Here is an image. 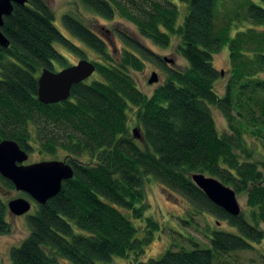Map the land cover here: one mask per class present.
<instances>
[{
  "label": "trees",
  "instance_id": "obj_1",
  "mask_svg": "<svg viewBox=\"0 0 264 264\" xmlns=\"http://www.w3.org/2000/svg\"><path fill=\"white\" fill-rule=\"evenodd\" d=\"M79 1L105 20L118 15L157 47L177 38V53L187 67L165 65L125 33L119 34L125 48L109 51L107 42L65 15L66 31L97 56L95 76L73 86L67 101L41 104L38 74L68 67L58 47L77 55L81 49L56 28L46 1L13 6L0 29L9 42L0 48V142L13 141L28 154L62 153L73 177L26 217L29 234L10 250V264H114V258L133 264H214L262 242L264 0ZM225 46L230 70L218 96L213 56ZM144 62L164 76L150 96L138 91L131 75L141 72ZM213 109L226 123L224 132L216 129ZM130 117L139 140L130 132ZM194 174L245 194V211L230 217L218 209L193 184ZM151 181L237 234L212 231L210 249L171 247L158 259L141 261L159 231L145 216L144 188ZM0 188L14 190L1 178ZM6 212L0 199V235L11 232ZM136 221L144 223L142 229Z\"/></svg>",
  "mask_w": 264,
  "mask_h": 264
},
{
  "label": "rangeland",
  "instance_id": "obj_2",
  "mask_svg": "<svg viewBox=\"0 0 264 264\" xmlns=\"http://www.w3.org/2000/svg\"><path fill=\"white\" fill-rule=\"evenodd\" d=\"M51 7L54 14V25L56 28L71 42L81 49L80 55L69 52L63 48H59L60 53L65 57V65H75L77 61L86 60L87 62H95L97 56L90 51L76 39H74L64 28L62 18L69 15L79 22H81L88 30L94 32L101 40L108 44L109 51H121L124 44L119 39V34H128L136 36L138 41L146 49L155 54L160 61L165 59L172 61L173 64L163 62L167 66H174L177 69L187 67L186 62L179 57L177 53L178 39L172 38L171 43L165 47H157L151 41L139 38L136 34L135 28L129 22L116 15L111 21L105 20L102 17L87 9L79 0H44ZM181 19V18H180ZM228 47H223L219 53L213 56V66L220 74L219 79L215 83V92L218 96L224 93V85L228 79L230 64L228 59ZM144 68L141 72L131 73L132 78L142 94L150 96L159 84L162 83L164 76L163 72L152 63L144 62ZM152 73H156L158 82L149 85L148 79ZM93 74L91 77H94ZM91 77L89 79H91ZM213 111V118L219 132L226 130V123L221 114ZM130 132L133 129H138L136 122L133 118L129 119ZM65 155L59 153L55 157L42 155L34 149L32 153L28 154V160L24 165L39 163L43 161H64ZM145 203L147 206L145 216L151 218L159 226V231L154 234L153 240L145 248V253L141 261L148 259H158L167 249H185L190 250L197 245L201 249H210V239L212 231H219L231 234H237V230L225 223V221H218L214 217L206 213L197 214L196 211L186 203V201L179 194H168L161 185L156 184L154 181L145 184ZM23 198L29 201L28 197L13 191H8L0 188V199L7 205L8 201ZM237 203L240 207V212L245 211V194L236 195ZM36 209L34 203L31 202V209L29 213L20 217L11 216L7 210L6 220L11 226V232L8 235H0V264H10L9 253L12 248L18 247L27 236L29 227L26 217L33 214ZM136 227L143 228L144 223L138 221L134 222ZM261 231H264V226H259ZM252 249L233 252L219 258L214 264H264V240L258 244H251ZM114 264H133L129 260L114 258Z\"/></svg>",
  "mask_w": 264,
  "mask_h": 264
},
{
  "label": "water",
  "instance_id": "obj_3",
  "mask_svg": "<svg viewBox=\"0 0 264 264\" xmlns=\"http://www.w3.org/2000/svg\"><path fill=\"white\" fill-rule=\"evenodd\" d=\"M26 0H0V29L3 19L11 15L13 6H25ZM8 40L0 31V48H8ZM170 64L172 61L164 60ZM95 72V66L86 60L77 61L58 72L43 69L38 74L37 100L41 104L51 105L67 101L71 88L88 80ZM158 78L152 73L148 84H156ZM138 129L132 130L135 140L140 139ZM28 153L19 149L18 145L10 140L0 142V178L10 182L15 192L28 197L29 201L17 198L8 201L6 208L13 217L28 214L31 202L42 206L54 198L62 187L63 182L72 179L73 170L65 161H43L24 165L28 160ZM193 184L207 198V201L222 209L228 216L237 217L241 212L236 195L232 189L226 187L214 178L203 174L191 176Z\"/></svg>",
  "mask_w": 264,
  "mask_h": 264
}]
</instances>
